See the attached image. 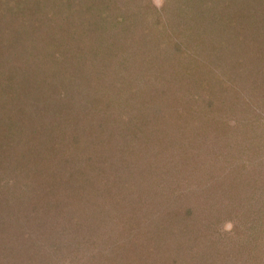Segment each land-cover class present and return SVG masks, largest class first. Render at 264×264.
I'll return each instance as SVG.
<instances>
[{
    "label": "trees",
    "instance_id": "trees-1",
    "mask_svg": "<svg viewBox=\"0 0 264 264\" xmlns=\"http://www.w3.org/2000/svg\"><path fill=\"white\" fill-rule=\"evenodd\" d=\"M40 1L38 7L45 3L52 8L34 12L33 0H0V92L10 93L0 97V264H112L120 254L104 256L91 247L112 241L110 214L117 206L122 209L127 186L135 181L139 191L147 190L142 187L146 179L155 181L153 175L167 168L159 157L167 160L172 152L195 170L205 157L216 158L209 146L228 133L218 125L226 113L221 111L224 99L215 93L222 77L216 66L220 59L227 66L234 48L247 46L237 21L250 20L252 13L238 3L241 14L227 18L229 49L215 40L211 51L208 46L192 53L173 37L154 45L123 28L136 21L128 15L133 0L120 5L117 0ZM233 2L224 10H231ZM12 11L14 17L6 18ZM139 21L142 25L143 18ZM10 26L24 43L9 40ZM217 31L225 36L223 29ZM257 34L251 36L253 53L259 46ZM241 50L243 55L250 47ZM120 52L129 57L126 62L117 58ZM72 68L80 73H68ZM47 81L60 87L45 91ZM107 83L114 87L115 105L103 103ZM183 99L189 100L181 103ZM90 106L101 118L89 116L82 124ZM57 134L65 137L61 148ZM253 139V167L261 170L253 173V192L264 197V168L257 161L262 148ZM100 150L102 158L95 156ZM177 201L165 200L161 210L158 203L149 212L164 222L159 226L155 219L157 231L146 237L149 249L162 256L161 264H169L176 249L194 251L205 245L206 251L232 235L244 239L238 225L230 233L193 229L185 214L196 209L181 203L177 208ZM101 229L105 232L97 235ZM252 242L247 248L243 241L242 251L253 254L250 264H264V229H257ZM204 253L199 261L207 264Z\"/></svg>",
    "mask_w": 264,
    "mask_h": 264
},
{
    "label": "rangeland",
    "instance_id": "rangeland-1",
    "mask_svg": "<svg viewBox=\"0 0 264 264\" xmlns=\"http://www.w3.org/2000/svg\"><path fill=\"white\" fill-rule=\"evenodd\" d=\"M36 1L39 3L40 0H33L30 4L34 8V12L37 9L46 11L52 8V6H46L44 2H42L44 4L40 8L37 6ZM124 1L117 0L116 4L120 5ZM231 1L233 2V0H133L131 3L132 9L128 11V15H133L130 20H134L135 17L136 21H128L127 27L123 28L128 29L129 32L137 31V34H141L143 38L152 41L154 45H157V40L166 41V37H173L192 53H201L204 47L207 48L208 46L211 51L213 43L216 44L215 40L222 45L221 49H229L227 46L228 41H230V31L227 27V18L236 17L238 13L241 14L238 7V3H241L247 6L244 8L247 13H252L250 20L241 18L239 19L240 22L237 21L239 27L244 29L242 35H246L242 38L250 47V50L242 55L241 47L246 48L247 46L235 47L236 52L233 53L234 57L230 58L228 65L225 66V60L223 59L221 63L220 59L219 66H216L218 75L221 73L222 77L221 84L216 85L217 90L215 93L217 98L224 99V110L221 108V111L222 114L226 113L222 117L221 123L224 122L223 125H218H221L223 131L228 132L224 134L225 137L218 144H209L216 158L213 159L212 156L205 157L203 166L206 167L203 168L199 165L197 168L199 170H195L192 163H185L184 160L180 163L181 159L175 157L174 152H172L169 158L164 155L167 160L159 157L160 163L162 165L166 164L167 168L163 170L165 172L160 171L159 174L157 172L153 175L157 181L162 176L157 185L156 180L155 182L151 177H148L146 183L142 186L147 190L139 191L140 186H136L135 181H132L130 187L127 186L126 197L121 196L122 209L117 206L110 214V220H113V224L112 232L108 234V237L111 236L112 241L109 245L95 242V245L91 247L93 251L103 252L104 256L120 254L121 258L112 261V264H153L154 260L157 264H161L162 256L158 252L149 249L146 237L147 232L157 231L156 221L159 226L164 222L157 219L156 216L152 219L153 216L151 217L149 212L154 211L158 203H160L159 210H161V203H164L165 200L171 203V200L174 199H178L174 203L177 208L181 203L182 205L185 204L184 206H192L196 209L194 213L185 214L186 219L191 221V227L195 230H199L200 227H208L207 232L211 234L217 232L218 228H222L223 231L230 233L233 226L238 225L245 234L241 236V239L244 238L243 240L239 241L238 235H232L228 241L226 239L225 243L222 241L220 245L208 247L206 251H204L206 249L205 245L194 251L186 247L176 249L175 252L166 250L171 251L169 264H203V260L199 261V258L201 260L203 256V252H205V259L206 257L208 259L207 264H214L215 262V264H250L253 261V254L250 255L246 251H242V242L247 243V248L249 245L253 246V236L257 229H264V197L262 194L259 195L253 192V173L259 175L261 170L256 166L253 167L252 150L253 138H255L259 142L260 148H262V155L257 159L258 165L264 168V0H253V5H249L251 0H236L232 3L231 10H224L223 6L231 3ZM14 15L15 13L12 11L7 13L5 17L12 18ZM140 18H143L142 25H138ZM9 28L13 30L14 26ZM220 28L224 30L225 36L222 32L217 31ZM256 31H258V34ZM12 32L13 34L7 33L6 36H9V40L13 44L25 42L20 38L21 36L18 35L19 38L17 37L15 30ZM253 34H257L256 41L259 43L258 48H256L258 50L255 49L256 52L254 53L253 41L251 40ZM1 55L0 58H2ZM5 56L9 57L8 54H5ZM126 56L125 53L121 56L120 52L117 58L119 57L120 61L126 62L129 58ZM132 69L134 70L133 65ZM68 73L76 76L80 72L79 69L72 68L68 70ZM98 77H101L100 74ZM59 85L47 81L44 90L48 91L60 87ZM113 88L110 87V83H107L105 89H102V92H106L104 98L101 96L104 99H102L103 103L107 104L109 102L115 105L117 99L115 98L116 95L114 96ZM200 89L199 91H201ZM4 93L6 96L10 94L9 92H3L0 97L5 95ZM101 94L99 93V95ZM108 96L109 99H107ZM188 100L183 99L180 102L186 103ZM122 109L124 108H119L121 111ZM98 110L100 113L103 111ZM92 111L90 106L85 112L82 124H87L90 117L94 119L101 118L99 113L95 111V115ZM72 112L74 114L75 109ZM218 119H221V117H218ZM211 128L212 124L209 125V130ZM121 132L123 131L121 130ZM98 135L100 134L98 133ZM195 137L199 139V136ZM64 139L65 137H60L59 134L56 135L55 141L59 143L58 148H61L59 147L60 144L65 143ZM209 139L211 140L210 137ZM99 155L101 158L104 157V151L100 150L95 156ZM114 156L112 154V160H115ZM153 160L155 161V158ZM127 163L131 165L129 161ZM121 164L119 162V165ZM132 166L135 171V162H132ZM116 186L118 185H114L113 182V187ZM109 187L111 188V186ZM95 192L99 193L98 190ZM158 194L162 197L158 198ZM137 195L138 197H136ZM92 197L96 196L92 194ZM164 211L165 208H163ZM102 232L105 231L101 229L97 235L102 234ZM179 236L182 237V235ZM170 244L176 245L175 242ZM116 247L123 248L117 249ZM100 260L96 262L100 263ZM103 262L106 261L103 260Z\"/></svg>",
    "mask_w": 264,
    "mask_h": 264
}]
</instances>
